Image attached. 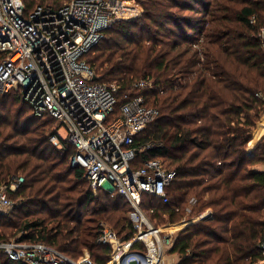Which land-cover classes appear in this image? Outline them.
<instances>
[{
	"label": "trees",
	"instance_id": "1",
	"mask_svg": "<svg viewBox=\"0 0 264 264\" xmlns=\"http://www.w3.org/2000/svg\"><path fill=\"white\" fill-rule=\"evenodd\" d=\"M136 1L143 14L113 22L84 59L98 81L121 85V100L138 93L137 81L153 82L141 93L159 116L136 137L140 149L152 144L137 165L159 159L176 176L168 203L146 195L143 208L161 224L211 210L179 232L170 250L177 264H264V170L255 168L264 165V131L249 153L264 116V0ZM24 3L31 11L54 0ZM54 121L20 93L0 96V187L25 178L10 193L17 204L0 213V242L45 243L74 259L88 250L105 264L112 249L98 242L100 223L131 239L130 205L90 187ZM0 264L26 263L0 251Z\"/></svg>",
	"mask_w": 264,
	"mask_h": 264
},
{
	"label": "built area",
	"instance_id": "2",
	"mask_svg": "<svg viewBox=\"0 0 264 264\" xmlns=\"http://www.w3.org/2000/svg\"><path fill=\"white\" fill-rule=\"evenodd\" d=\"M143 12L136 0H54L31 11L24 0H0V53L5 54L0 62V96L20 93L34 114L49 115L66 127V139L76 149L71 165L85 168L94 191L115 192L130 205L131 239L100 223L98 242L112 249L105 264H165V254L179 232L211 215L207 210L197 218L164 225L151 220L143 208L145 196L168 203V187L176 176L159 159L137 165L140 150L152 144L140 149L136 137L159 116L141 93L153 82L137 81L138 93L127 92L121 100V85L98 81L84 59L113 22L134 19ZM258 35L264 46V27ZM51 141L58 144L59 138L53 136ZM24 181L23 176H14L0 187V213L14 207L10 193ZM0 251L26 264H102L88 250L74 259L48 244L15 238L0 242Z\"/></svg>",
	"mask_w": 264,
	"mask_h": 264
},
{
	"label": "rangeland",
	"instance_id": "3",
	"mask_svg": "<svg viewBox=\"0 0 264 264\" xmlns=\"http://www.w3.org/2000/svg\"><path fill=\"white\" fill-rule=\"evenodd\" d=\"M264 123V117H262L261 119H260V121L258 122V127L255 129V132H254V139L251 141V143H250V145H249V147H251L250 149H249V151H251L252 149H253V147H254V145L256 144V142L258 141V139L260 138V131H264V127H262V124ZM59 122H55L54 121V123H53V126H54V128H57L58 126H59ZM59 134L63 137V138H66L67 136H68V131H67V129H66V127H61V129H60V131H59ZM255 168H259V169H263L264 168V165L262 164V165H258V166H256ZM86 186V185H85ZM86 188V187H85ZM107 188H110V186L109 185H107ZM105 190V189H104ZM11 199L14 201V204H17V202H18V198H16L15 196H11ZM129 216H130V218H131V211L129 212ZM187 218H188V216H186ZM198 217V216H197ZM196 217V218H197ZM185 218V217H184ZM188 219H192V218H188ZM152 220H154L155 222H157V223H160L159 222V219H157V220H155V219H152ZM181 221V220H180ZM180 221H176V222H180ZM105 224H107V225H109V226H111V224H109V223H107V222H104ZM165 223H168V221L167 222H165ZM164 223V224H165ZM164 224H161L160 223V225H164ZM188 226V225H187ZM112 227V226H111ZM13 238V237H12ZM89 252V251H88ZM90 253V252H89ZM91 255V254H90ZM177 258H176V256L174 255V254H171L170 252H167L166 254H165V257H164V262H165V264H171L173 261H175Z\"/></svg>",
	"mask_w": 264,
	"mask_h": 264
},
{
	"label": "crops",
	"instance_id": "4",
	"mask_svg": "<svg viewBox=\"0 0 264 264\" xmlns=\"http://www.w3.org/2000/svg\"><path fill=\"white\" fill-rule=\"evenodd\" d=\"M257 169H259V168H257ZM262 170H264V168ZM174 255L176 256L177 259L175 261H173L171 264H177L179 262V256L177 254H174Z\"/></svg>",
	"mask_w": 264,
	"mask_h": 264
},
{
	"label": "water",
	"instance_id": "5",
	"mask_svg": "<svg viewBox=\"0 0 264 264\" xmlns=\"http://www.w3.org/2000/svg\"><path fill=\"white\" fill-rule=\"evenodd\" d=\"M253 151L251 150V151H249V153H252ZM72 167H77V165L76 164H72Z\"/></svg>",
	"mask_w": 264,
	"mask_h": 264
}]
</instances>
